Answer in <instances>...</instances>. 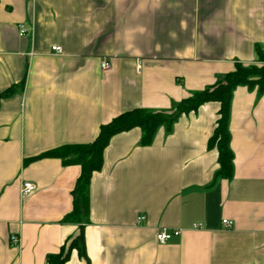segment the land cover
I'll use <instances>...</instances> for the list:
<instances>
[{"label": "crops", "instance_id": "0c3cea01", "mask_svg": "<svg viewBox=\"0 0 264 264\" xmlns=\"http://www.w3.org/2000/svg\"><path fill=\"white\" fill-rule=\"evenodd\" d=\"M255 46L264 50V0H0V96L13 90L0 99V264H45L81 228L89 264H264L256 87L232 94L230 180L215 179L217 152L207 150L217 103L160 127L146 147L139 129L112 137L82 227L62 222L80 168L29 161L91 143L133 109L170 112L235 63L255 64ZM23 182L36 186L26 197ZM163 230L180 234L159 244ZM66 264L84 261L73 251Z\"/></svg>", "mask_w": 264, "mask_h": 264}, {"label": "trees", "instance_id": "16d2710c", "mask_svg": "<svg viewBox=\"0 0 264 264\" xmlns=\"http://www.w3.org/2000/svg\"><path fill=\"white\" fill-rule=\"evenodd\" d=\"M254 52L255 64L244 66L238 62L235 63L233 71L225 74L211 86L181 100L170 112L133 109L118 115L108 124L101 126L96 139L89 144L61 146L29 160L58 159L64 166H78L80 168V175L71 192L72 209L70 213L64 216L62 222L78 224L82 227V222L88 215L90 178L93 173L100 171L103 152L112 137L132 129H139L141 146H149L160 127L170 129L178 118L196 112L207 103H217L219 106L214 131L207 141V150L217 152L218 170L215 173V179L230 180L233 174V155L229 146L228 123L233 91L237 87L249 89L256 87L258 93L264 95V50L255 46ZM12 92V89L8 90L0 96V99L9 97ZM82 231L81 228L78 236L63 244L57 253L48 255L45 264H66L73 251L83 259L84 264H89Z\"/></svg>", "mask_w": 264, "mask_h": 264}, {"label": "built area", "instance_id": "2783aa9c", "mask_svg": "<svg viewBox=\"0 0 264 264\" xmlns=\"http://www.w3.org/2000/svg\"><path fill=\"white\" fill-rule=\"evenodd\" d=\"M26 34V31L22 28H19V36L20 37H24ZM51 51L53 53H56V54H61L62 53V50L60 47L58 46H54L51 48ZM109 68V64L104 62L101 64V69L102 70H106ZM36 190V186L32 183H29V182H23L21 184V187H20V195L23 196V197H26L28 195H30L31 193H33L34 191ZM144 216H140L138 219H137V222H142L144 221ZM222 226L225 228V229H230L232 226H233V223L230 222V221H227V220H223L222 221ZM193 228H201V225L199 224H194L192 226ZM180 234V231L179 230H175V231H172V232H167L165 230L163 231H160L156 234L155 238H156V241L159 243V244H165L166 242H168L170 239H172L173 237H176V236H179ZM10 243L13 245V246H16L18 244V238L15 237V236H12L10 238Z\"/></svg>", "mask_w": 264, "mask_h": 264}]
</instances>
